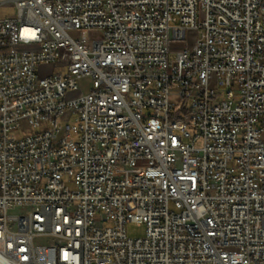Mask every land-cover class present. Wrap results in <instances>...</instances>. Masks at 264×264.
Segmentation results:
<instances>
[{"label": "built area", "instance_id": "1", "mask_svg": "<svg viewBox=\"0 0 264 264\" xmlns=\"http://www.w3.org/2000/svg\"><path fill=\"white\" fill-rule=\"evenodd\" d=\"M3 6L0 264H264V0Z\"/></svg>", "mask_w": 264, "mask_h": 264}, {"label": "rangeland", "instance_id": "2", "mask_svg": "<svg viewBox=\"0 0 264 264\" xmlns=\"http://www.w3.org/2000/svg\"><path fill=\"white\" fill-rule=\"evenodd\" d=\"M14 9L11 7L3 6L0 7V19L1 18H7L14 14ZM74 37H78V34H73ZM185 44L184 42H176L173 45V53L178 52L184 48ZM59 72L54 69L53 66H42L39 70V76L41 78H46L50 75H53L54 73ZM79 85L82 88V90L85 93H88L92 86V81L90 78H84L79 81ZM44 129L45 126H42ZM17 211H14L12 213H16ZM127 233L130 238H142L146 234V226L143 224H137V223H130L127 225Z\"/></svg>", "mask_w": 264, "mask_h": 264}]
</instances>
